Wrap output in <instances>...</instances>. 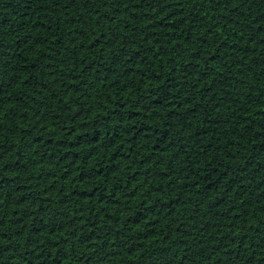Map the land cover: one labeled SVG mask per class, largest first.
<instances>
[{
  "label": "trees",
  "instance_id": "16d2710c",
  "mask_svg": "<svg viewBox=\"0 0 264 264\" xmlns=\"http://www.w3.org/2000/svg\"><path fill=\"white\" fill-rule=\"evenodd\" d=\"M0 264H264V0H0Z\"/></svg>",
  "mask_w": 264,
  "mask_h": 264
}]
</instances>
